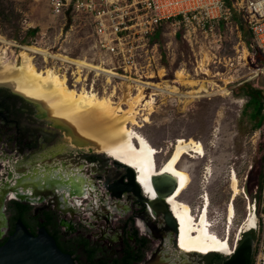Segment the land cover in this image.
<instances>
[{"label": "flooded vegetation", "instance_id": "af4514ba", "mask_svg": "<svg viewBox=\"0 0 264 264\" xmlns=\"http://www.w3.org/2000/svg\"><path fill=\"white\" fill-rule=\"evenodd\" d=\"M14 83L0 79V245L20 219L32 234L43 226L75 264H240L232 255L246 236L252 238L251 263L255 201L245 202L229 240L234 200L243 191L234 167L223 216L210 213L204 187L193 208L181 196L195 168L173 155L178 138L158 164L150 145L134 136H108L53 93ZM19 167L41 186L21 187ZM11 174L19 184L13 189ZM212 175V164H206V182Z\"/></svg>", "mask_w": 264, "mask_h": 264}, {"label": "rangeland", "instance_id": "374dc122", "mask_svg": "<svg viewBox=\"0 0 264 264\" xmlns=\"http://www.w3.org/2000/svg\"><path fill=\"white\" fill-rule=\"evenodd\" d=\"M234 15V20L240 24L239 16L237 13ZM69 23L64 24L62 18L51 14L46 0H0V35L10 42H0V51L6 50L1 61L4 64H16L22 45H36L52 53H64L72 58L86 57L88 60V28L85 25L71 26ZM240 27L243 39L248 41L250 35L247 23H242ZM228 35L230 38L224 42L223 49L211 61L204 54L201 41L191 46L181 33L174 35L167 26H160L154 37L162 56L154 67V79L160 80L158 84L162 85L166 81L176 80L179 71L183 70L180 74L185 76L184 80L174 82L179 90L187 92L204 85L208 92L202 91V95L195 98L162 92L156 103L152 95L148 98L145 96L142 102L152 100V109L147 110L144 105L137 106L138 113L135 116L140 125L125 121L128 128L154 149L158 164L169 157L175 138H178L173 155L182 152L179 161L182 158L181 163L194 164L195 168V179L181 196L193 208L199 204L204 187L210 197V213L218 212L215 216L222 217L231 193L229 170L234 167L243 191L234 200L235 215L229 236L231 241L245 215V202L256 203L258 227L255 229V238L260 232V213H264L259 194L264 187V100L263 117L260 124L256 125L250 117L251 108L246 106L248 96L242 90L245 86L256 88L264 97V71L252 77L254 64H251L249 57H246L248 63L243 67L235 62L229 64L228 58L237 59L242 51L235 34ZM246 54L244 50V56ZM33 62L38 69L56 66L60 74L66 72L69 75L73 69L70 63L51 57L45 60L38 53H34ZM261 63L263 69L264 58ZM189 79L196 80V84L183 82ZM82 88L95 92L92 87ZM107 92L109 90L102 94L95 93L110 97L115 103L122 98L114 100L112 92ZM122 106L127 107L125 103ZM143 114L148 115L147 121L143 120ZM191 141L200 143L203 151H196ZM206 164H212L213 167V175L208 182L204 176Z\"/></svg>", "mask_w": 264, "mask_h": 264}, {"label": "built area", "instance_id": "2783aa9c", "mask_svg": "<svg viewBox=\"0 0 264 264\" xmlns=\"http://www.w3.org/2000/svg\"><path fill=\"white\" fill-rule=\"evenodd\" d=\"M46 3L51 14L62 18L64 24L88 28V60L102 66L85 67L78 72L70 64L73 69L69 75L64 74L67 83L77 89L92 87L99 94L109 90L107 93L112 92L113 99L118 100L129 86L134 95L141 89L147 98L152 95L156 103L163 94L157 88L160 80H155L153 73L162 56L154 37L160 26H167L174 35L181 33L191 46L201 41V48L211 61L230 38L228 34L234 33L242 52L237 59L229 57V64L235 62L243 67L249 57L254 64L252 77L262 72L264 0H46ZM234 13L240 24L234 20ZM242 23L248 25V41L242 37ZM259 194L264 205V187ZM260 216V232L254 241L250 264L264 261V213Z\"/></svg>", "mask_w": 264, "mask_h": 264}, {"label": "bare ground", "instance_id": "6f19581e", "mask_svg": "<svg viewBox=\"0 0 264 264\" xmlns=\"http://www.w3.org/2000/svg\"><path fill=\"white\" fill-rule=\"evenodd\" d=\"M0 42L10 44L3 36L0 35ZM19 52V60L16 64H4L1 58L5 57L6 50L0 51V79L10 78L15 81L16 87H20L23 90L34 92L50 94L53 93L58 102L65 106L67 104V109L72 111H81L84 118L89 122H96L101 127L104 133L108 136L119 138L125 137L127 139L136 137L141 143H145L143 138L136 132H133L131 128H128L125 120H130L136 125H140L136 119L137 106L144 105L147 110L152 109V100L144 101L145 95L140 89L137 94L132 95V91L129 86H127L124 91L122 98L118 102H114L110 97L99 96L93 90H86L81 88L80 90L72 88L68 85L66 81V75L64 73L60 74L58 67L47 66L43 69H38L33 62L34 53L41 54L45 60L48 58H57L63 63L74 64L79 72L83 68H95L99 69L102 66H98L88 61L85 58H72L64 53H52L48 49L41 48L36 45H22ZM179 71L178 78L171 82L166 81L164 84L159 85L157 83V88L161 92L168 93L169 95L185 96L190 98L199 97L203 92H208L204 85H201L193 90L183 92L179 90V87L174 84V82H181L184 80V75L180 74ZM264 71V68L262 69ZM80 80V77L77 78ZM162 82V81H161ZM189 84H196V80L183 81ZM122 103L126 104V108L122 106ZM66 107L63 108L65 110ZM148 114V112L146 113ZM149 119L148 115L143 114V120L147 121ZM192 142L193 148L202 152L203 149L200 143ZM151 151H154L152 148ZM177 154L176 157H179ZM186 167V163H181Z\"/></svg>", "mask_w": 264, "mask_h": 264}, {"label": "water", "instance_id": "95a60500", "mask_svg": "<svg viewBox=\"0 0 264 264\" xmlns=\"http://www.w3.org/2000/svg\"><path fill=\"white\" fill-rule=\"evenodd\" d=\"M21 172L23 177L20 186L32 191V188L41 186V183L31 179L30 172L26 168L19 167L18 173ZM29 175L30 177H27ZM8 182L10 188L18 184V178H13ZM26 176V177H25ZM15 181V182H13ZM62 183V181H61ZM74 184V182H70ZM42 185L43 182H42ZM57 182L55 183V186ZM63 186V185H62ZM32 187V188H31ZM252 238L246 236L238 245L233 257H237L240 264H247L252 254ZM0 264H75L71 256L63 252L56 244L54 238L42 226L36 234L28 231L20 219L16 221L14 231L8 236L6 241L0 245ZM264 264V261H263Z\"/></svg>", "mask_w": 264, "mask_h": 264}, {"label": "trees", "instance_id": "16d2710c", "mask_svg": "<svg viewBox=\"0 0 264 264\" xmlns=\"http://www.w3.org/2000/svg\"><path fill=\"white\" fill-rule=\"evenodd\" d=\"M242 90L248 96L246 106L251 108L250 117L255 120L256 125H259L263 117L262 109L264 97L261 91L256 88L245 86Z\"/></svg>", "mask_w": 264, "mask_h": 264}]
</instances>
